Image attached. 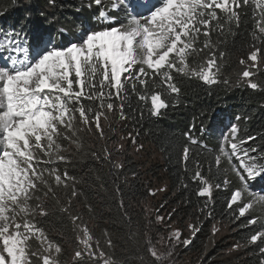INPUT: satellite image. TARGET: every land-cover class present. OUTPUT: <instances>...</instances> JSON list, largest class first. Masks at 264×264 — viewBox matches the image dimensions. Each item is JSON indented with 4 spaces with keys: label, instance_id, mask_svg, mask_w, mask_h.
<instances>
[{
    "label": "snow or ice",
    "instance_id": "snow-or-ice-1",
    "mask_svg": "<svg viewBox=\"0 0 264 264\" xmlns=\"http://www.w3.org/2000/svg\"><path fill=\"white\" fill-rule=\"evenodd\" d=\"M102 3L103 0H90L88 6ZM48 5L55 7L56 0H48ZM249 6L253 8L254 20L252 43L247 59L241 58L239 63L246 66L241 78H248V86L257 89L261 85L251 80L254 72L250 69L258 71L264 62V0H111V14L99 12L102 26L85 27L76 39H69L63 28L54 34L43 24L37 25L30 37L23 28L0 30V264H34V260L36 264H60L55 254L61 248L49 241L35 222L37 217L49 215L45 200L55 196L54 188H67L70 179L67 171L61 175L50 168L56 161L66 162L58 141L63 138L79 146L76 133L91 132L93 128L100 138H105L106 131H113L110 115L118 112L120 119L126 118L125 103L130 93L139 101L148 100L150 93L149 111L153 116L160 115L169 106L168 97L180 92L174 73L208 85L228 83L222 81L212 35L231 33L232 25H239L241 10ZM58 36L65 39L58 40ZM200 56L206 59L195 63ZM223 56L219 52V57ZM85 100L95 107L91 103L85 105ZM102 119L107 129L102 126ZM77 120L83 129L76 127ZM238 132L236 124L222 132L219 155L215 157L218 167L223 157L239 181V186H232L227 202L236 219L250 214L256 203L264 205V196L249 191L246 179L251 178L253 188L258 179L259 191L264 193V150L244 147L256 137L239 139ZM129 136L135 143V137L131 133ZM189 142L198 143L190 137ZM104 157L110 159L107 149ZM181 162L187 170V145L183 147ZM191 179L200 185L194 189L197 197L210 198L213 187H221L209 182L199 163ZM223 186L228 187L227 180ZM77 195L73 189L68 203ZM198 211L211 216L210 200ZM71 219L75 223L80 217L73 215ZM155 219L161 222L164 217L157 215ZM261 219L264 218L253 216L248 224L255 225ZM187 227L189 238L181 239V232L176 229L167 239L187 247L200 230L195 224ZM82 231V247L75 251V261L114 264L100 249L99 241H93L88 227ZM32 240L38 241L40 248L31 249ZM105 241L111 248L107 233ZM258 241L264 244V225L248 242ZM149 251L160 264L171 255V251L158 255L155 246ZM259 251L264 256V247ZM260 264H264V259Z\"/></svg>",
    "mask_w": 264,
    "mask_h": 264
},
{
    "label": "trees",
    "instance_id": "trees-1",
    "mask_svg": "<svg viewBox=\"0 0 264 264\" xmlns=\"http://www.w3.org/2000/svg\"><path fill=\"white\" fill-rule=\"evenodd\" d=\"M87 3L90 0H56V6L49 7L48 0H0V30L23 28L30 37L33 29L43 24L54 34L63 28L72 39L78 38L85 27H100L94 22L100 9L92 8L93 5L87 8ZM253 30V8L249 6L241 10L239 25H232L231 33H213L212 43L216 46L221 71L227 67L234 69L237 61L247 59ZM219 52L224 53L222 58ZM204 57H197L195 63ZM229 72L225 70L223 76L220 73L222 81ZM263 75L257 82L261 87L252 89L246 83L208 85L197 78L174 73L180 92L168 97L169 106L160 115L153 116L149 111L150 93L145 101L130 93L125 103L126 118L120 119L118 112L110 115L113 131H106L105 138H100L93 128L91 132H77L75 139L79 146L70 141L59 143L66 162L56 161L50 168L61 175L67 171L68 186L54 188L55 196L45 200L49 215L37 217L35 222L43 228L49 241L63 249L58 256L60 264H79L73 256L84 226L114 264H160L149 249L155 246L160 255L164 245L169 244L168 227L185 233L190 232L189 224L200 229L192 243L174 247L170 250L172 260H165L163 264H260L264 256L259 249L264 244L248 241L262 225H249L248 220L253 217L250 214L236 219L227 207L232 186H239V181L228 162L222 157L218 167L215 157L219 155L221 134L231 124L239 128V139L256 137L244 147L258 146L264 150ZM83 103L95 107L87 100ZM101 123L107 129L103 119ZM77 125L83 129L82 124ZM129 133L135 137V143ZM189 137L198 143H190ZM117 145L124 146L117 149ZM185 145L190 151L187 170L181 162ZM135 147L142 149L139 158ZM105 149L110 159L104 157ZM197 163L210 183L221 185L213 187L210 198L197 197L194 193L200 186L191 179ZM115 164L122 167L116 168ZM225 180L227 188L223 186ZM49 182L54 184L52 180ZM256 185L250 187L255 193L259 191V180ZM73 189L78 195L69 204ZM209 200L211 216L198 211ZM64 208L67 212L62 211ZM73 215L80 217L75 223L71 219ZM157 215L164 220L157 222ZM218 223L229 226V233L211 243ZM105 233L112 240L111 248L106 244Z\"/></svg>",
    "mask_w": 264,
    "mask_h": 264
},
{
    "label": "rangeland",
    "instance_id": "rangeland-1",
    "mask_svg": "<svg viewBox=\"0 0 264 264\" xmlns=\"http://www.w3.org/2000/svg\"><path fill=\"white\" fill-rule=\"evenodd\" d=\"M104 2L102 3V5L101 6H97V8H99L100 9V11H106V12H109V14H111V0H103ZM89 3H87V8H89ZM92 8H96V5H94L93 4V7ZM99 11V12H100ZM99 14L98 15H96V17L94 18V22L95 23H97V26L98 25H100V27L102 26L101 25V22H100V20H99ZM80 35H82V34H78V36H80ZM68 37L70 38V39H72L69 35H68ZM74 39H76V38H74ZM59 40H64L62 37H60V39ZM206 59V57H204L203 59H201V61H199L197 64H199V63H202L204 60ZM218 64H220L221 65V63L220 62H218ZM230 65V64H229ZM245 65H241L238 61H237V67L236 68H234V69H232V68H226L225 70H229L230 72L228 73V75H226V79L225 80H227L228 82H230V83H246L245 81L248 79V78H241V74H242V72H243V70H245ZM225 70H223V71H221V75L223 76V74H224V72H225ZM250 70H252L253 72H254V76L251 78V80L252 81H254V82H259V80L260 79H262V73H263V71H264V62H261V64L259 65V70L257 71L256 69H250ZM233 72V73H232ZM232 73V74H231ZM264 76V75H263ZM247 84V83H246ZM248 85V84H247ZM249 87V86H248ZM251 88V87H250ZM77 124H81L80 122H79V120H77V122H76V127L78 128V125ZM76 135H77V133H76ZM58 143H69V141L68 140H65V139H63V138H61L59 141H58ZM124 146V145H123ZM133 146H135V145H133ZM135 151L138 153V158L142 155V149L140 148V147H135ZM51 167V166H50ZM258 175V174H257ZM246 179H248L249 180V182L251 181V178H247L246 177ZM257 181H258V179H257ZM49 183H51V182H49ZM251 187V186H250ZM249 187V191H252L251 190V188ZM259 191H257L256 192V195L259 197V196H264V193H259ZM37 195H42V193H37ZM246 198H250V197H246ZM250 215L251 216H256V217H262V218H264V205H262V204H260V203H256L255 205H254V207H253V209L252 210H250ZM258 223L260 224V225H264V219H261V220H259L258 221ZM169 228V232H168V234H167V236L169 237V235H170V233L172 232V231H174V230H172V228H171V226H169L168 227ZM168 228H167V230H168ZM215 229H216V231L214 232H212V237H211V243H213V242H215L216 241V239L218 238V237H221V236H224V235H226V234H228L229 233V226H227V225H224V224H220V223H218V224H216L215 225V227H214ZM167 230H165V232L167 231ZM176 230V229H175ZM181 232V239H187V236H189V235H191V233L190 232H185V233H183L182 231H180ZM83 237V235H81V236H79V238H78V241H77V244H76V249H75V251H77V250H79L81 247H82V245L79 243V240L81 239ZM95 242V241H94ZM167 242L169 243V244H166V245H164V247L161 249L162 250V252L163 253H168L170 250H172L174 247L176 248H178L180 245H181V243H177V242H175V241H170V240H168L167 239ZM170 245H175L174 247H169ZM94 247H95V243H94V245H93ZM30 248L31 249H38V248H40V245H39V242L38 241H36V240H32L31 242H30ZM234 248H238V247H234ZM101 249V248H100ZM63 251V249L61 248V252ZM60 252V253H61ZM59 253V254H60ZM172 253V252H171ZM59 254H55L56 256H57V258H58V256H59ZM158 254V253H157ZM109 258H110V256H109V254H106ZM171 256H172V254L170 255V256H168L167 257V259H165V260H168V261H170V260H172V258H171ZM74 257V256H73ZM112 260V259H111ZM164 260V261H165ZM113 262H114V260H112ZM36 262H35V260H34V264H35ZM98 264H103V261L102 260H99L98 261Z\"/></svg>",
    "mask_w": 264,
    "mask_h": 264
}]
</instances>
